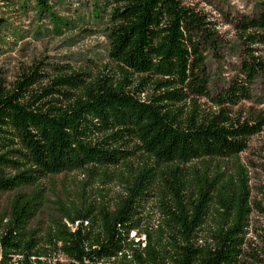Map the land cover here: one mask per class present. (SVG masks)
Returning <instances> with one entry per match:
<instances>
[{"label":"trees","instance_id":"16d2710c","mask_svg":"<svg viewBox=\"0 0 264 264\" xmlns=\"http://www.w3.org/2000/svg\"><path fill=\"white\" fill-rule=\"evenodd\" d=\"M33 1L38 15L50 11ZM110 6L103 64L38 62L11 81L0 72V264H248L252 210L238 158L264 112L244 118L238 107L264 84V1L235 20L244 58L216 96L204 53L217 41L204 16L183 0ZM70 174L123 190L106 201L86 183L62 189L64 203L52 181ZM248 256L264 264V236Z\"/></svg>","mask_w":264,"mask_h":264},{"label":"rangeland","instance_id":"374dc122","mask_svg":"<svg viewBox=\"0 0 264 264\" xmlns=\"http://www.w3.org/2000/svg\"><path fill=\"white\" fill-rule=\"evenodd\" d=\"M183 1L210 23L209 30L217 41L215 49L204 53L207 89L216 96L238 77L244 58L234 31L235 20L254 16L264 0ZM22 4L27 9L22 10ZM48 6L49 12L38 15L33 0H0V15L4 17L6 14V24L0 28V72L8 81L16 76L19 69L33 63L69 65L78 70L85 65H101L106 61L104 30L111 11L110 0H49ZM260 56L264 58V52ZM239 108L244 118L249 113L264 112V84L261 79L252 86L251 99L242 102ZM238 163L246 170L250 191L252 213L244 250V261L249 264L251 259L248 255L259 256L263 246L264 214L259 209H264V128L250 139ZM52 182L55 194L64 203L68 201L66 195L61 194L62 189L76 193L86 183L87 194L106 201H113L123 190L115 180L100 181L98 177L84 178L77 174L58 176ZM150 200L145 205L146 218L149 214L156 221L158 211L155 201ZM134 236L132 233L131 237Z\"/></svg>","mask_w":264,"mask_h":264},{"label":"built area","instance_id":"2783aa9c","mask_svg":"<svg viewBox=\"0 0 264 264\" xmlns=\"http://www.w3.org/2000/svg\"><path fill=\"white\" fill-rule=\"evenodd\" d=\"M143 238H141V240H142Z\"/></svg>","mask_w":264,"mask_h":264}]
</instances>
